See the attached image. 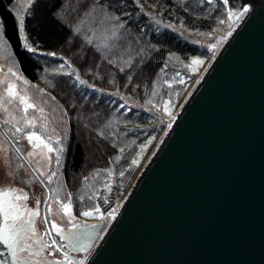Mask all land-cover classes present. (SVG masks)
Wrapping results in <instances>:
<instances>
[{
  "label": "water",
  "instance_id": "obj_1",
  "mask_svg": "<svg viewBox=\"0 0 264 264\" xmlns=\"http://www.w3.org/2000/svg\"><path fill=\"white\" fill-rule=\"evenodd\" d=\"M225 7L247 11L85 264H264V0Z\"/></svg>",
  "mask_w": 264,
  "mask_h": 264
},
{
  "label": "trees",
  "instance_id": "obj_2",
  "mask_svg": "<svg viewBox=\"0 0 264 264\" xmlns=\"http://www.w3.org/2000/svg\"><path fill=\"white\" fill-rule=\"evenodd\" d=\"M89 11H93V16L106 11L119 17L113 25L123 24L118 30L119 38L108 40L109 45H114L111 51L98 50L95 40L91 44L87 42L92 37L88 26L96 25L92 24L91 17L88 19L91 23L80 22ZM224 18L222 3L207 0H34L31 5L28 0H0V24L3 25L0 48L8 52L17 71L29 83L51 100L55 97L64 109L69 108L71 113L67 117L81 115L79 127L84 138L80 132L75 138L74 124L68 125L66 173L77 174L82 171L88 154L98 167L105 157L104 151L94 153L95 158L91 150L86 151L85 131L91 130L93 140L107 133L118 155L136 144L141 131L137 126L146 122L142 113L121 110L122 107L117 108L114 103L104 107L102 101H97L96 98L100 100L97 93H89L85 85L79 83L77 74L101 90L137 96L140 101L148 99V92L156 85L167 89L175 87L171 71H179L191 56L205 53L184 33L207 35ZM78 25L79 33L75 31ZM25 43L36 51L29 52ZM65 60L68 64L60 68ZM67 94L72 97V103L63 98ZM2 126L0 121L4 132Z\"/></svg>",
  "mask_w": 264,
  "mask_h": 264
},
{
  "label": "rangeland",
  "instance_id": "obj_3",
  "mask_svg": "<svg viewBox=\"0 0 264 264\" xmlns=\"http://www.w3.org/2000/svg\"><path fill=\"white\" fill-rule=\"evenodd\" d=\"M217 2L222 3L224 6L225 18L211 33L201 36L184 33L185 37L199 44L202 49H204L205 53L202 56H191L186 62L187 65L185 64L179 67V71L177 72L171 71V75L174 76L173 82L176 83L175 87L167 89L156 85L148 92V99L140 101L137 99V96L123 95L119 92L112 93L101 90L91 84H85L89 93L94 91L98 94L100 100L98 98L96 99L98 102L102 101L104 107L109 103H114L117 108L123 105L121 110L126 109L131 110V112L142 113V115L145 116L146 122L137 126L141 131L137 134L136 144L121 150L118 155L107 133L97 135L93 140L91 130L88 129L85 131L83 134L87 136V144L85 145L86 151L91 150L94 158V153L104 151L105 157L101 162V167H98V163L90 158L88 154L82 171L77 174H72L70 171L66 173V168H68V132L70 131L68 125L71 123L74 124L73 133L76 138L81 130V126L79 127V125H81V115H76L74 117L69 114L70 116L67 117L68 113H71L68 107L64 109L56 100H51L43 91L36 88L35 85L31 83L27 85L23 84V80L27 79L17 71V67L11 60L8 52L0 48L2 49L0 50V80H4L5 82L11 81L19 88L26 90L28 96L32 97L39 107L44 108L48 122L47 134L51 138L50 146L54 151L47 153L51 158L50 160L41 159L39 156L28 158L26 157V153L32 150L28 141L20 138L16 146L21 149V153L25 154V159L31 161L34 168H39L40 171L44 172V176L41 177V179L44 180L45 184L49 187L51 196L54 190L58 193L61 201H66L68 194H72L71 216L74 217L72 222H69V217L64 216L59 205L52 200L49 201L52 208V214L49 215L51 217L50 221L55 220L59 227L68 231H73L79 225L85 226L93 222L99 224V234L96 240L88 250H85V256L82 258L84 264L109 230L115 216L128 199L136 181L164 141L174 119L183 109L238 24L244 18L245 11L238 17L230 20L225 4L220 1ZM196 59L201 61L199 65L192 63V61ZM9 68L17 72L21 79L16 80L11 77L8 73ZM2 90L3 89L0 88V91ZM141 93L144 94V89ZM63 98H66V102H73L72 97L68 94L63 95ZM149 101L151 102L149 103ZM166 102L167 111L164 110ZM13 114L17 118L22 115L21 112L15 109H13ZM35 115L39 117V113H35ZM3 119L4 115H0L1 122ZM41 123H43V121L37 118V128H39ZM106 123L107 120L104 122L105 126ZM2 127L4 132L8 133L9 140L15 144L17 137L12 136V129L10 126ZM53 129H55V132L52 131ZM106 130L107 127L103 132ZM25 131L28 130L25 129ZM80 135L84 138L81 132ZM17 136L20 137L22 134H17ZM57 140L60 141L59 144L56 143ZM91 140L93 141L91 142ZM0 142L3 143L5 149V151L0 152V185L12 183L17 188H23L25 192L30 193V196H32L30 206H35L36 199H39L42 203L46 198L45 192L31 177V173L21 159L16 158L15 151L10 146L9 141L4 138L3 132L1 131ZM61 148L63 149L62 153L58 152ZM105 151H111V153H105ZM45 152H47L46 149ZM57 155L60 156L59 164L56 162ZM37 161H39V163H37ZM133 161H136V163L133 164ZM18 165H23V167L17 169ZM52 172H55L56 175L52 177V182L49 184L47 182V177L50 176ZM109 172L111 175H109ZM21 177L25 180H31V183L22 184L20 182ZM89 197H92V199L90 200ZM94 206H99L100 213L93 212V215L89 217L81 215L83 211L91 210ZM113 209H115L114 218H109L107 214L113 211ZM47 258L49 257L47 256L45 259Z\"/></svg>",
  "mask_w": 264,
  "mask_h": 264
},
{
  "label": "snow or ice",
  "instance_id": "obj_4",
  "mask_svg": "<svg viewBox=\"0 0 264 264\" xmlns=\"http://www.w3.org/2000/svg\"><path fill=\"white\" fill-rule=\"evenodd\" d=\"M211 2L212 0H209V3ZM224 2L227 4L228 0H224ZM28 3L31 5L34 3V0H28ZM93 11L85 13V20L81 21V24H88V18L91 17L92 24L96 25L95 27H92L91 25L88 26V31L92 33V37L88 38L87 42L91 44L93 43V40H95L98 50L108 48L109 51H111L114 45H109L108 40H115L119 38L118 30L123 27V24L113 25L112 22L119 20V17L110 15L106 11H102L96 16H93ZM245 11H247V9H245ZM233 15H236L237 17L239 16V14L229 13L230 20ZM20 23L21 30H23V22L21 21ZM156 23L159 24L160 21H156ZM75 31L77 33L81 31L79 25L76 27ZM109 33L111 35H109ZM2 40L3 25L0 24V41ZM24 46L29 52L36 51L35 48L29 46L27 43H25ZM48 55L55 56V53H49ZM109 63H113V61L109 60ZM192 63L199 65L201 61L196 59L193 60ZM65 64H68L66 60L60 65V68H64ZM68 66L71 67L70 64ZM8 73L16 80L21 79L19 74L11 68L8 69ZM76 79L81 85L87 84L85 80L79 78L78 74ZM128 79L130 81L131 77ZM109 82L114 83V81ZM28 83L29 82L27 80H23V84L27 85ZM0 88L3 89L0 91V115H4L2 124L3 126H10L12 129V136L17 137L16 143L12 145L16 158L21 160L25 159V154L21 153V149L19 147H16L20 138H23L28 141V144L32 149L26 153V157L35 158L36 156H39L41 159L50 160L51 158L47 155V153L53 152L54 149L50 146L51 138L47 134L48 122L44 108L39 107L33 98L28 96L26 90L19 88L11 81L5 82L4 80H0ZM52 99L54 100L55 97H52ZM150 102L151 101H149V103ZM13 109L21 112L22 115L17 118L13 114ZM164 110L167 111V102ZM35 113H39V117H37ZM37 118L43 121L39 128H37L36 125ZM25 129L28 131H25ZM52 131L55 132V129ZM17 134H22V136L18 137ZM3 135L4 138L7 139L8 133L5 132ZM56 143L59 144L60 141L57 140ZM45 149L47 152H45ZM3 151H5L3 143L0 142V152ZM58 152L62 153L63 149H59ZM59 161L60 156L57 155V164H59ZM37 163H39V161H37ZM135 163L136 161H133V164ZM20 167H23V165H18L17 169ZM28 167L31 170V177L38 181L41 185H44L45 181L41 179V177L44 176V172L40 171L39 168H34L30 160L28 161ZM55 175L56 173L52 172L51 175L47 177V182L49 184L52 182V177ZM109 175H111L110 172ZM20 182L22 184H30L31 180H25L21 177ZM71 198L72 194L69 193L66 201H61L58 193L53 190V195L44 200L43 203L46 206L47 214L41 217L40 222L44 226L43 233L41 234L36 226V218L41 216L39 211L41 201L36 199L35 206L28 207L26 202L29 201L30 197L29 194L23 190V188H17L12 183L0 185V245L7 250L12 264H84V260H75L68 252L63 251L65 247L73 248L71 243L63 242L74 240L75 237L68 236L65 229L59 227L55 220L50 221L48 219V216L52 214L51 203L49 202L52 200L59 205L63 215L69 217V222L71 223L74 219V217L71 216ZM89 199L91 200L92 197H89ZM93 212L100 213L99 206H94L91 210L83 211L81 215L89 217L93 215ZM114 212L115 209L109 212L107 214L108 217L114 218ZM53 233H55V237H59L60 242H58L56 238H53ZM45 237L48 239L45 240ZM49 249V258H43L44 252ZM56 253H60L63 258H57L55 255ZM3 255L4 253L0 252V256ZM0 264H4V262L0 261Z\"/></svg>",
  "mask_w": 264,
  "mask_h": 264
},
{
  "label": "flooded vegetation",
  "instance_id": "obj_5",
  "mask_svg": "<svg viewBox=\"0 0 264 264\" xmlns=\"http://www.w3.org/2000/svg\"><path fill=\"white\" fill-rule=\"evenodd\" d=\"M1 132H3L2 129H0ZM5 132H3L4 134ZM7 140L9 141V144L10 146L12 147V145L14 143L11 142V140H9L8 136H7ZM17 147V146H16ZM13 148V147H12ZM14 150V149H13ZM25 165H26V168L29 170V172L31 173V170L29 169L28 167V161L26 159H22L21 160ZM34 179V178H33ZM35 180V179H34ZM35 182H37L40 187L43 189V191L45 192V195H46V198L50 197L51 196V192H50V189L49 187L44 184V185H41L38 181L35 180ZM46 188H47V192H46ZM29 194V201H27L26 203L28 204V207H33V206H30L31 204V198L32 196H30V193ZM45 198V199H46ZM44 199V200H45ZM44 201H42L40 207H39V211L41 213V216L40 217H37L36 218V226L38 228V230L41 232V234L43 233V230H44V226L43 224H41V217H43L44 215L47 214V209H46V206L45 204L43 203ZM48 219L51 220V217L48 216ZM93 223H97V222H93ZM93 223H88L87 225H91ZM85 225V226H87ZM85 226H77L76 229H74L73 231H68V230H65L66 234L68 236H72V237H75L74 240H71V241H65L63 243H71L73 245V248H69V247H65L63 249L64 252H68L70 254V256L72 258H74L75 260H81L84 256H85V250H88L89 247L93 244V242L96 240L98 234H99V231L98 233L96 234L95 237H93V234L91 232V230L89 231H83L82 228H84ZM82 230V231H81ZM81 237V238H80ZM53 238H56L59 241V237H55V233H53ZM48 238L45 237V240H47ZM77 249H80V250H77ZM48 251L49 250H46L43 254V258H46L48 256ZM57 258H60L62 259L63 257L60 255V253H56L55 254Z\"/></svg>",
  "mask_w": 264,
  "mask_h": 264
},
{
  "label": "bare ground",
  "instance_id": "obj_6",
  "mask_svg": "<svg viewBox=\"0 0 264 264\" xmlns=\"http://www.w3.org/2000/svg\"><path fill=\"white\" fill-rule=\"evenodd\" d=\"M81 238V237H80Z\"/></svg>",
  "mask_w": 264,
  "mask_h": 264
}]
</instances>
